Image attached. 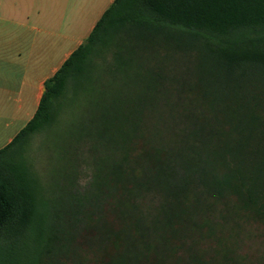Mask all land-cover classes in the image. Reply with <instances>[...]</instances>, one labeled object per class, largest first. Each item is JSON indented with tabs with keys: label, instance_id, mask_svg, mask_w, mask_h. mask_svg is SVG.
Here are the masks:
<instances>
[{
	"label": "trees",
	"instance_id": "16d2710c",
	"mask_svg": "<svg viewBox=\"0 0 264 264\" xmlns=\"http://www.w3.org/2000/svg\"><path fill=\"white\" fill-rule=\"evenodd\" d=\"M157 49L165 51L163 61ZM176 55L195 56L203 98L214 109L222 107L229 127L222 147L226 172L212 173L210 186L221 195H241L264 223V0H115L46 82L32 120L0 150V257L13 264L9 257L35 227L38 188L24 158L26 146L35 134H49L68 93L75 97L82 90L90 97L93 183L89 192L75 189L78 160L70 165L74 173L60 180L55 209L61 210L52 216L40 258L64 264L76 231L87 227L92 210H103V195L112 185L122 181L133 195L136 188L154 191L160 173L155 177L136 164L145 153L135 145L147 110L175 83L163 64ZM149 59L155 60L152 67ZM106 77L113 86L102 82ZM196 168L202 167L188 165L191 177Z\"/></svg>",
	"mask_w": 264,
	"mask_h": 264
},
{
	"label": "rangeland",
	"instance_id": "374dc122",
	"mask_svg": "<svg viewBox=\"0 0 264 264\" xmlns=\"http://www.w3.org/2000/svg\"><path fill=\"white\" fill-rule=\"evenodd\" d=\"M155 55L163 61L165 51L157 49ZM154 61L149 59L148 67ZM170 63L163 67L175 83L147 110L135 145L145 153L136 164L149 167L155 177L160 173L158 184L152 192L136 188V195L122 181L120 187L112 185L103 195V210H92L87 227L76 231L64 264H264V223L241 195H221L210 186L212 173L226 172L222 147L230 131L222 122L223 109L203 98L194 55H176ZM102 82L113 86L107 77ZM86 93L65 95L49 134H35L26 146L24 158L38 188L36 222L22 241L26 244L9 257L13 264H50L39 252L52 216L61 210L55 209L60 180L76 170L75 189L89 192L93 183L87 150L96 134ZM194 164L202 168L191 177L188 165ZM0 264L10 263L0 257Z\"/></svg>",
	"mask_w": 264,
	"mask_h": 264
},
{
	"label": "crops",
	"instance_id": "0c3cea01",
	"mask_svg": "<svg viewBox=\"0 0 264 264\" xmlns=\"http://www.w3.org/2000/svg\"><path fill=\"white\" fill-rule=\"evenodd\" d=\"M115 0H0V150L32 120L46 82Z\"/></svg>",
	"mask_w": 264,
	"mask_h": 264
}]
</instances>
